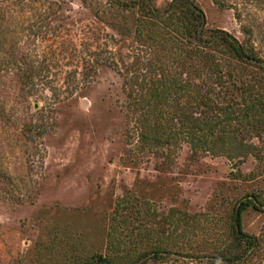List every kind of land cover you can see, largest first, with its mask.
<instances>
[{
	"label": "rangeland",
	"instance_id": "374dc122",
	"mask_svg": "<svg viewBox=\"0 0 264 264\" xmlns=\"http://www.w3.org/2000/svg\"><path fill=\"white\" fill-rule=\"evenodd\" d=\"M194 1L207 29L251 38L264 60V0ZM129 2L0 0V264L98 255L113 264H225L234 210L252 196L259 208L243 213L242 227L257 246L238 264H264L263 122L218 130L211 151L194 152L183 137L169 147L142 143L159 112L146 79L177 76L200 90L162 111L171 131L179 117L213 121L243 103L242 71L264 103V73L217 56H194L190 68L186 50L152 70L154 30ZM31 66L47 67L34 89L25 83ZM196 69L203 76L190 75ZM229 72L208 91L206 79Z\"/></svg>",
	"mask_w": 264,
	"mask_h": 264
},
{
	"label": "trees",
	"instance_id": "16d2710c",
	"mask_svg": "<svg viewBox=\"0 0 264 264\" xmlns=\"http://www.w3.org/2000/svg\"><path fill=\"white\" fill-rule=\"evenodd\" d=\"M126 7L137 12L140 20L145 22L147 30H154L153 35L148 37L157 57L155 63L151 64L152 70L162 68L165 62L167 64L166 58L168 56L178 55L181 54V51L186 50L189 59L185 62L190 63L188 64L190 68H192V63L189 61L195 60L193 59L194 56L198 57L197 59L204 60L206 58L211 62H216L215 57L217 56V58H225L228 62L238 64L243 70L253 68V70L264 73V60L258 56L252 39L248 38L244 43H240L224 30L207 29L205 14L194 0H172L167 2L163 8L157 7L155 0H130ZM46 68L43 67L37 71L34 66H31L25 74L26 85L34 89L35 80L42 76V72ZM194 73L203 76L204 72L196 69L190 72V75ZM218 74L217 81L211 84L208 81L209 78L206 81L204 79L206 86H209L208 91H218L216 88L221 85V82L225 83L226 78H233L231 72ZM243 74L242 71L240 79L236 76L237 80L241 82L242 90L248 93L244 97L243 103L222 107L223 117L213 121H201L200 118H191L190 121V117H179L175 123V119H172L174 126L171 131L161 125L162 111H165L166 108L169 109L173 97L175 98L173 104H177L181 102L183 96L193 98L195 95L193 93L200 90H192L191 85L179 83L180 79L177 76L171 78L170 75H165L162 78L146 79L145 85L151 97L150 102L155 103L159 112L157 111L158 114L154 113V125L151 129L153 133H149V131L142 135L144 147H169L178 144L179 139L183 137V140L191 145L194 152H199L201 149L211 151L214 150L213 144H216L215 134L218 130L230 132L232 124L255 125L256 123H264V103L257 96L252 97V91H257L256 86L251 84V78H248V75ZM232 84L235 86L234 82ZM174 94L178 95V98L173 96ZM249 207L259 208L256 197H246L234 210L233 240L221 253V262H225V264L244 262L257 246V242L243 232L242 215ZM152 255L159 257L161 254L155 252L147 253L144 256L151 257ZM79 264L113 263L98 255L89 257ZM132 264H136V262ZM218 264L223 263L218 262Z\"/></svg>",
	"mask_w": 264,
	"mask_h": 264
}]
</instances>
